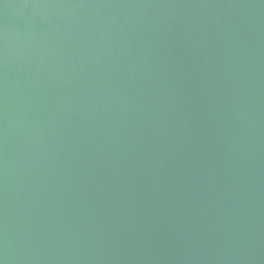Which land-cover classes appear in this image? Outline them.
Segmentation results:
<instances>
[{
  "label": "water",
  "instance_id": "95a60500",
  "mask_svg": "<svg viewBox=\"0 0 264 264\" xmlns=\"http://www.w3.org/2000/svg\"><path fill=\"white\" fill-rule=\"evenodd\" d=\"M0 264H264V0H0Z\"/></svg>",
  "mask_w": 264,
  "mask_h": 264
}]
</instances>
